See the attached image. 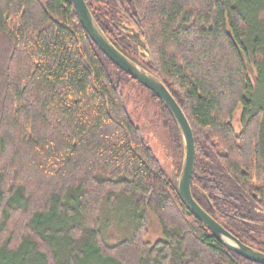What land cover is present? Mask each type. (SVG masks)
I'll list each match as a JSON object with an SVG mask.
<instances>
[{
    "label": "trees",
    "instance_id": "1",
    "mask_svg": "<svg viewBox=\"0 0 264 264\" xmlns=\"http://www.w3.org/2000/svg\"><path fill=\"white\" fill-rule=\"evenodd\" d=\"M85 1L187 116L194 199L264 252V0ZM133 85L159 109L173 176L128 106ZM184 151L166 105L105 55L73 0H0V264H257L225 247L182 197ZM120 199L133 232L110 244L103 212ZM150 215L162 233L155 243Z\"/></svg>",
    "mask_w": 264,
    "mask_h": 264
},
{
    "label": "water",
    "instance_id": "2",
    "mask_svg": "<svg viewBox=\"0 0 264 264\" xmlns=\"http://www.w3.org/2000/svg\"><path fill=\"white\" fill-rule=\"evenodd\" d=\"M73 3L85 29L105 55H107V57L124 72L155 93L166 105L177 122L183 137L185 150L183 167L179 178V190L191 210L212 232V234L215 235V237L229 250L251 262L264 264L263 251L243 243L223 225H221L194 199L192 194V178L196 157L195 137L187 116L174 96L162 81L132 61L112 44L99 27L85 0H73ZM132 38L142 46L145 45L135 30H133Z\"/></svg>",
    "mask_w": 264,
    "mask_h": 264
},
{
    "label": "rangeland",
    "instance_id": "3",
    "mask_svg": "<svg viewBox=\"0 0 264 264\" xmlns=\"http://www.w3.org/2000/svg\"><path fill=\"white\" fill-rule=\"evenodd\" d=\"M251 78L256 84V74L253 68H250ZM128 106L133 114L140 117L139 124L146 126V138L148 139L155 155L161 161L170 176L176 171L174 147L167 130L163 126V122L159 115V109L155 103L151 102L148 94L137 86H130L126 90ZM241 108L237 110L234 116V128L236 132L241 131L240 124ZM122 200V199H120ZM124 200L115 203V211L109 207L104 209V231L110 244H116L123 238L129 237L133 232L129 227L133 225L130 221L131 212L124 205ZM150 233L148 241L155 243L162 237L161 228L158 220L153 216H149ZM86 264H97L94 260L88 258Z\"/></svg>",
    "mask_w": 264,
    "mask_h": 264
}]
</instances>
